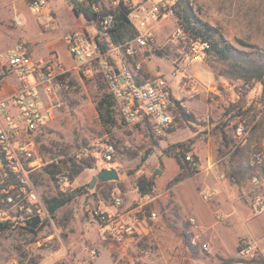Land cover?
<instances>
[{
  "label": "rangeland",
  "instance_id": "obj_1",
  "mask_svg": "<svg viewBox=\"0 0 264 264\" xmlns=\"http://www.w3.org/2000/svg\"><path fill=\"white\" fill-rule=\"evenodd\" d=\"M100 1L97 9L103 13L107 4L105 0ZM111 1L107 0L109 4ZM190 1L195 15L215 27L226 42L244 52L242 58L264 56V0ZM73 6L64 0H50L40 12H35L23 0H0V53L16 42H24L33 59L57 57L67 73L69 88L52 95L51 99L46 98L54 105V113L36 140L37 157L43 165L34 175L41 174L40 184H36L43 199L72 193L69 204L33 231L20 225L0 230V264H201L207 259V251L192 246L185 225L171 227L169 221H160L158 208L163 206L165 199L155 196L158 189L159 192L167 190L181 174L195 173L185 162L184 154L190 142L189 132L183 128L202 123L198 119L207 118L217 127L223 125L229 129L243 122L248 136L264 137V79L257 82L243 68L233 67L217 55L213 46L202 62H181L179 65L180 61L176 62L179 49L171 42L181 27L175 13L151 24L152 48L131 61L140 62V72L144 76H166L175 84L186 107L180 106L175 111L171 131L161 137L154 136L148 126L127 124L116 104V124L107 128L96 109L97 101L108 91L107 86L101 76L77 65L64 42V35L73 29L96 33L91 20L84 13H77ZM18 16L21 24L14 21ZM239 64L243 65L244 61L239 59ZM190 102L197 103L195 107L202 111H191ZM240 104L251 108L247 117L237 116ZM209 108L213 111L207 112ZM184 111L189 116H185ZM106 144H113L116 150L110 162L104 159ZM263 148L262 143L250 147V159L254 152L263 151ZM67 155L84 158L93 168H85L70 180L64 192L57 179L52 180L44 168ZM174 163L180 167V173ZM112 167L118 170V180H98L93 188L90 187L93 176L103 168ZM144 174L156 182L157 191L155 187L151 199H147L150 200L147 209L156 211L158 220L150 223L147 234L136 235L122 243L104 239L89 210L130 211L140 196L136 181ZM260 178L258 186L264 187L263 178ZM114 196L124 200L118 210L114 207ZM254 203L253 217L247 222L263 235L264 211L255 208L256 200ZM189 220L185 224L189 225ZM258 248H264V242L258 243ZM254 264H264V255H259Z\"/></svg>",
  "mask_w": 264,
  "mask_h": 264
},
{
  "label": "built area",
  "instance_id": "obj_2",
  "mask_svg": "<svg viewBox=\"0 0 264 264\" xmlns=\"http://www.w3.org/2000/svg\"><path fill=\"white\" fill-rule=\"evenodd\" d=\"M23 1L31 10L40 12L50 0ZM64 1L90 6L97 13L90 21L96 28L95 34L86 29H73L64 35L68 52L77 65L101 76L127 124L148 126L156 137L169 133L175 111L180 106L185 107V103L174 97L166 76H144L140 72V62L133 63L131 60L152 48L151 24L173 16L181 0H112L110 4L105 0L107 7L103 13L97 9L100 0L93 4L89 0ZM119 7L129 11L128 19L134 34L127 40L114 42L112 37L117 27ZM14 21L16 24L22 23L19 16ZM171 42L179 49L176 59V62L180 61L179 65L181 62H202L212 50L209 39L194 37L182 27ZM65 73L59 58L35 60L24 42H16L0 53V226L33 228L30 222L37 216L40 222L33 228L36 229L51 218L34 181L35 172L43 165L41 158L37 157L36 140L54 113V105L46 98L51 99L52 95L69 88L68 79L63 77ZM235 134L237 148L247 136L243 122L236 125ZM115 152L113 144H106L104 159L110 162ZM251 160L254 165L263 164L264 152H254ZM185 162L191 167L196 166L191 153L185 154ZM69 173L70 170L65 169L56 176L61 191L65 192V187L70 185ZM253 182L258 185L261 178L255 177ZM209 197L204 195L206 200ZM147 199H151L150 195H140L137 205L128 212L98 209L89 212L99 225L104 239L122 243L136 235L147 234L151 229L150 223L158 220V213L147 209L150 203ZM123 205V198L114 196L116 210ZM256 208L264 211L261 195L256 197ZM189 221L197 225L195 218ZM196 238L192 240L193 245L198 244ZM202 249L208 251L209 247L203 244ZM238 254L241 264H254L259 259L257 243L242 238Z\"/></svg>",
  "mask_w": 264,
  "mask_h": 264
},
{
  "label": "crops",
  "instance_id": "obj_3",
  "mask_svg": "<svg viewBox=\"0 0 264 264\" xmlns=\"http://www.w3.org/2000/svg\"><path fill=\"white\" fill-rule=\"evenodd\" d=\"M169 83L174 97L181 99L175 84ZM190 105L191 111H202L195 107L197 103L190 102ZM250 109L242 107L237 116L247 117ZM210 111L213 110L209 108L207 112ZM198 121L202 123L183 128L189 132L190 148L187 153H191L196 162L195 173L181 174L167 190L159 192L158 189L155 197L165 199L163 206L158 208L161 211L160 221H169L171 227L185 225L191 244L197 237L198 244L192 246L203 250L202 245H208L207 259L201 264H223L225 259L241 264L238 250L242 238L251 239L257 245L264 242V233L258 234L256 228L247 222L253 217L256 197L259 194L264 197V187L252 182L253 178L262 177L264 183V163L254 165L248 154L250 147L260 143L264 147V137L252 138L247 130L245 141L235 148V129L223 125L217 127L207 118ZM187 166L192 168L189 164ZM174 167L180 173L177 163ZM221 175L224 177L221 178ZM204 195H210L209 199L205 200ZM190 218H195L197 225L185 224ZM259 255H264V248L259 249Z\"/></svg>",
  "mask_w": 264,
  "mask_h": 264
},
{
  "label": "trees",
  "instance_id": "obj_4",
  "mask_svg": "<svg viewBox=\"0 0 264 264\" xmlns=\"http://www.w3.org/2000/svg\"><path fill=\"white\" fill-rule=\"evenodd\" d=\"M90 4H93L97 0H89ZM74 10L77 13L82 11L88 20H92L96 17L97 13L92 10L90 6L85 7L84 4L74 5ZM128 10L125 7H119L116 18H117V27L113 30V41L121 42L131 38L134 34V28L129 23L128 19ZM176 16L179 18L181 27L194 37H202L209 39L212 43L213 50L217 53L219 57L229 62L233 67H241L245 70L247 75L255 79L257 82H261L264 79V56L256 55L252 58H242L245 55L244 52L239 51L233 45L229 44L224 40V38L218 33V30L201 20L198 16L195 15L193 11V6L190 0H181L178 4V9L175 11ZM248 56V55H247ZM241 57V58H240ZM239 59L244 61V64H239ZM241 65V66H240ZM64 78H67V73L63 75ZM264 99V94H263ZM242 105L240 104V112ZM96 109L99 114L101 123L109 128L116 124L115 117V101L112 94L107 91L103 92L100 99L97 101ZM242 112V111H241ZM185 116H189L185 111L183 112ZM171 131V129H170ZM62 153V152H60ZM63 154V153H62ZM185 158V154H184ZM196 159V158H195ZM58 162H52L45 166L44 172L49 174L52 180H56V174L62 171L63 169H69V178L71 181L75 177L80 175L85 168H93V164L88 162L84 158H78L76 155H67ZM177 161L181 164L179 156ZM195 170V166L191 168V171ZM34 180L37 184H40L41 174L34 175ZM136 187L141 196H147L152 194L154 187H156V182L153 178L144 175L138 177L136 181ZM157 191V187H156ZM72 193L69 194H59L53 196H45L44 202L51 215H54L61 207L70 203ZM8 228L6 225L0 226V230ZM30 230L33 228L27 227ZM187 242V240H186ZM188 243V242H187ZM234 260L225 259L223 264H231Z\"/></svg>",
  "mask_w": 264,
  "mask_h": 264
},
{
  "label": "water",
  "instance_id": "obj_5",
  "mask_svg": "<svg viewBox=\"0 0 264 264\" xmlns=\"http://www.w3.org/2000/svg\"><path fill=\"white\" fill-rule=\"evenodd\" d=\"M121 81L124 82L122 78ZM157 172H159V170H157ZM119 178L120 176L116 168L113 167L103 168L95 176H93L90 187L93 188L98 180L106 182V181L118 180ZM39 222H40V218L36 216L32 218L30 222V226L34 228L39 224Z\"/></svg>",
  "mask_w": 264,
  "mask_h": 264
}]
</instances>
